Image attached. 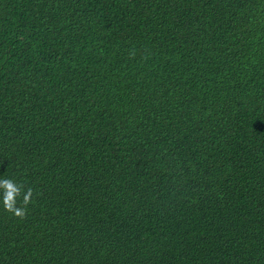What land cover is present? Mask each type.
Here are the masks:
<instances>
[{"label":"trees","instance_id":"16d2710c","mask_svg":"<svg viewBox=\"0 0 264 264\" xmlns=\"http://www.w3.org/2000/svg\"><path fill=\"white\" fill-rule=\"evenodd\" d=\"M0 176V264H264V0H0Z\"/></svg>","mask_w":264,"mask_h":264},{"label":"clouds","instance_id":"9594fccd","mask_svg":"<svg viewBox=\"0 0 264 264\" xmlns=\"http://www.w3.org/2000/svg\"><path fill=\"white\" fill-rule=\"evenodd\" d=\"M206 38L210 39L209 36ZM177 69L182 76L183 82H185V86L193 91H203L202 89L205 85L204 82L208 81L210 84H212L215 78V74L212 70L200 69L194 64L184 63ZM197 78H203L204 81L202 83H198L196 82ZM19 196H23L22 202L24 205H27L30 202L32 190L28 189L23 194H21V187L19 184H17L10 177L6 178L0 176V205H2L4 209L13 212L17 216H23L25 209L23 207L16 206V198Z\"/></svg>","mask_w":264,"mask_h":264}]
</instances>
